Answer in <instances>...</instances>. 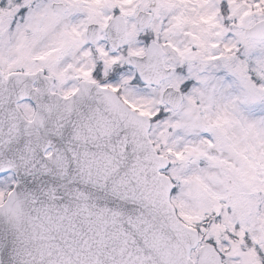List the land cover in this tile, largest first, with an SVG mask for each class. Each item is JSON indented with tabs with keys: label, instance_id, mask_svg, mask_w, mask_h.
Masks as SVG:
<instances>
[{
	"label": "snow or ice",
	"instance_id": "snow-or-ice-1",
	"mask_svg": "<svg viewBox=\"0 0 264 264\" xmlns=\"http://www.w3.org/2000/svg\"><path fill=\"white\" fill-rule=\"evenodd\" d=\"M0 264H264V0H0Z\"/></svg>",
	"mask_w": 264,
	"mask_h": 264
}]
</instances>
